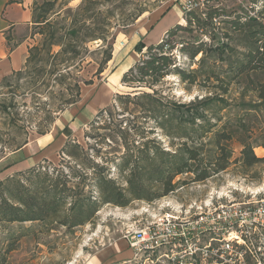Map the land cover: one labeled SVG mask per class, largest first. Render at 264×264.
I'll use <instances>...</instances> for the list:
<instances>
[{
    "label": "rangeland",
    "instance_id": "1",
    "mask_svg": "<svg viewBox=\"0 0 264 264\" xmlns=\"http://www.w3.org/2000/svg\"><path fill=\"white\" fill-rule=\"evenodd\" d=\"M194 1L197 6L193 11L202 18L203 12L211 7L223 10L227 16L237 12L252 14V9L261 8V2L254 5L251 0ZM183 2L184 0H56L52 9L47 12L41 9L35 10L37 21H46L37 23L33 27L26 58L28 63H25L21 75L13 73L0 80V181H4L7 177H14L35 185L37 178L30 176L31 181H27L29 175L25 174V171L39 165V171L47 174L50 180L58 179L61 183H65L68 193L74 194V198L78 196L74 192L80 191L79 194L82 193L83 196L94 199L97 198V192L91 181L94 170L88 167V160H91L98 167L104 166L105 173L116 182L117 186L126 188L127 172L121 173L118 169L119 156L125 151V147L110 138L117 132L116 127L119 124H122L123 128H128L132 136H135L136 132L144 131L140 136L145 137L140 141L137 137L129 146L131 152L135 151L141 142L151 139H155L165 150H176L182 140L164 136L153 121L144 122L146 112L138 105L147 101L132 100L135 95L143 92L150 94L156 92V96L163 98L165 102L172 101L189 106L190 102H194L196 98L201 99L213 95L211 89L182 81L175 73V69H172L169 75L152 87L136 82L125 83L122 79L123 74L119 82L117 81V92L109 95L107 104L96 109L91 118L83 124L80 134L71 135L74 142L81 146L84 154L77 149L75 157H72L70 156L72 148L64 153L60 152L61 146L46 158L39 159L38 163L31 161L32 157L29 154L33 149L34 138L39 135L38 131L42 129L49 130L48 133L54 131L59 125L56 119L62 115L56 112L53 115L57 117L52 125L46 123L47 111H55L62 103L61 88L50 82L55 76L49 81L48 86L42 85L43 83L46 85L48 80L46 72L53 63L61 69L63 68L61 66L68 62L67 70H70L73 79L80 87L79 103L82 100L81 95L91 97L97 89L103 86L107 79L105 76L113 71V64L109 65L108 62L102 64L103 71L100 74L96 73L109 51L107 43L110 42L112 36L114 37L113 57V53L121 45L119 41L130 42L133 37H138L140 29H149L160 15L173 5L180 8L182 19L179 24L185 27L188 18L181 8ZM222 19L229 20L231 17ZM105 23H108L106 28L109 33L106 35L107 43L103 44L101 40L86 37L99 28L104 32ZM73 30L78 31V38L72 43L76 45L77 54L74 56L71 53L68 54L71 59L61 64V60L68 56L59 58L57 61L53 60L52 56L73 39L71 34ZM218 37L220 38L219 35ZM149 39L154 38L151 36ZM171 40L177 44L168 54L173 55L175 66L188 71L198 67L197 60L200 55L190 59L180 51L181 45L178 43L183 41L194 43L201 40L206 44H212L219 39L212 41L199 31L181 30ZM230 43L236 46L237 50V36H234ZM143 52L145 48L141 53L136 52L137 54L133 55L134 60L130 67L144 58L142 57ZM217 65L223 74L227 69L226 61L218 62ZM88 81H92V84L86 85ZM207 86H213V83H207ZM38 88L39 93H35L34 91ZM127 94L130 95L128 101L123 100L121 101L123 103H120L116 99V95ZM100 95L101 90L96 98L97 102L102 101ZM225 100L228 105L220 112L222 122L229 119L233 121L237 116V83L230 85V92ZM88 103L89 100L85 99L81 104L88 105ZM4 106H7L6 113L3 112ZM106 107L109 108L111 114L104 113L99 119H95L97 112ZM151 129L155 132L148 134V130ZM24 142L30 144L31 147L22 151L24 145L21 149L15 150ZM230 146L233 155L230 165L224 171L203 182H191V175H179L173 183L181 184L172 193L152 202L133 200L125 207L100 204L87 222L78 225L74 222L76 212L69 210L71 206V198H69L65 207L55 218L49 215L43 221L0 222V261L6 243L9 242L13 250L6 255L3 264H91L92 260L96 262L92 264H139L124 239L129 232L148 227L169 215L196 218L222 204L237 203L243 208L247 206L257 208L261 205L264 208V163L246 168L237 162L240 152L237 141H233ZM254 153L258 157L264 156L262 148L254 149ZM27 155L30 158H27ZM27 159L31 164L29 167L22 165ZM96 169L98 171V168ZM82 184L85 185L84 190L80 189ZM11 189L15 190L16 186L11 185ZM151 191L159 192L157 188ZM263 220L264 213L257 217L259 224L250 230L244 227L246 222H238V225L242 224L238 231L243 230L244 235L250 234L251 237H255V240H244L243 249L247 252L244 255L246 264H264ZM261 223L263 225H260ZM229 233L227 236L236 235L234 230H230ZM129 259L131 263L128 262Z\"/></svg>",
    "mask_w": 264,
    "mask_h": 264
},
{
    "label": "trees",
    "instance_id": "2",
    "mask_svg": "<svg viewBox=\"0 0 264 264\" xmlns=\"http://www.w3.org/2000/svg\"><path fill=\"white\" fill-rule=\"evenodd\" d=\"M16 1L18 0H10L9 3ZM259 2H261V8L258 10L251 8L252 14L237 12L227 16L223 10L211 7L203 12L202 18L193 10L188 11L185 27L176 24L168 29L163 39L156 44L149 46H145L142 42L136 44L135 51L138 53L145 48V52L142 53L144 58L124 73L123 82H136L152 87L169 75L172 69H175V73L182 81L197 84L213 92L212 96L196 98L194 102H190L189 106L172 101L165 102L163 98L156 96V92L152 94L143 92L132 99L147 101L138 105L146 112L144 122L153 121L164 136L182 140L176 150H165L155 139H151L141 142L137 149L131 152L129 146L137 137H139L138 141L143 139L145 136L140 135H143L144 131L136 132L135 136H132L128 128H123V125L119 124L116 127L117 132L110 138L125 147V151L119 156L118 169L121 173L127 172L126 188L117 186L116 182L105 173L104 166L98 167L97 164L88 160L89 169L94 170L91 181L96 189L97 198H87L82 193L79 194L80 191L74 192L78 195L74 198V194L68 193L65 183H61L58 179L50 180L47 174L39 171L40 166L37 164V167L33 166L34 168L30 167L25 171V174L29 175L27 181H31L30 176L37 178L35 185L14 177H7L4 181H0V222L43 221L49 215L55 218L65 207L69 198H71L69 210L76 212L74 222L78 225L87 222L100 204L125 207L133 200L152 202L172 193L181 184L173 183L179 175H191V182H203L228 168L233 155L230 146L233 141H237L240 146L237 162H240L242 166L247 168L264 163V156L258 157L254 153L256 148L264 150V0H251L254 5ZM55 3L56 0L34 2V23L46 21H37L35 10L41 9L47 12ZM224 17H231V19L223 20ZM107 25L108 23L104 24L105 28L108 27ZM181 30L199 31L212 41L219 39L212 44H206L201 40L194 43L184 41L178 43L181 45L180 51L190 59L200 55L196 69L192 68L188 71L179 69L175 66L173 55L168 54L177 44L171 40L172 37ZM71 34L73 39L52 56L53 60L57 61L70 53L73 56L77 54L76 45L72 43L78 38V31L73 30ZM108 34L107 28L104 32L99 28L86 37L101 40L105 44ZM218 35L225 40H221ZM234 36H237V50L236 46L230 43ZM113 40L112 36L110 42L107 43L109 51L103 63L99 65L97 74L103 71L102 64L112 59ZM69 59H71L70 55L63 58L61 64ZM224 61H226L227 69L222 74L217 63ZM26 62L28 63V59ZM67 64L68 62L59 69L53 63L46 72L48 78L46 85L42 84L48 86L49 81L55 76L50 82L59 86L62 92V103L55 111H47L46 123L50 126L57 117L53 115L54 113H62L68 106L74 105L80 99V87L73 79L70 70H67L69 68ZM63 70L66 71L61 72ZM14 74L21 75L22 71L14 72ZM68 79L70 81H67ZM207 83H213V86H207ZM233 83H237V116L233 121L229 119L222 122L220 112L228 105L225 97L230 92V85ZM89 84H92V81L86 82V85ZM38 90L39 88L34 92L39 93ZM116 99L123 103L121 101L130 100V95H116ZM6 111L7 106H4L3 112L6 113ZM104 113L111 114L108 107L100 109L95 119H99ZM48 131L42 129L38 131V134L44 135ZM66 131L68 129L65 128ZM154 132V129L148 130V134ZM74 141L68 133L60 152L65 153L72 148L70 156L75 157V150L82 151L83 149ZM26 144L24 142L15 150L21 149ZM81 153L84 154L83 151ZM11 185H15L16 189H11ZM84 188L85 185L82 184L80 189L84 190ZM153 188H157L159 192H152ZM12 250V246H9L7 242L1 255V264L5 262L6 255Z\"/></svg>",
    "mask_w": 264,
    "mask_h": 264
},
{
    "label": "built area",
    "instance_id": "3",
    "mask_svg": "<svg viewBox=\"0 0 264 264\" xmlns=\"http://www.w3.org/2000/svg\"><path fill=\"white\" fill-rule=\"evenodd\" d=\"M196 6L194 0H184L181 8L186 13ZM262 213L261 205L243 208L237 203L222 204L196 218L166 216L127 233L124 239L139 264H246L244 240L255 237L238 231L242 227L238 222H246L244 227L250 230L259 224L257 217ZM230 230L236 235L227 236Z\"/></svg>",
    "mask_w": 264,
    "mask_h": 264
},
{
    "label": "crops",
    "instance_id": "4",
    "mask_svg": "<svg viewBox=\"0 0 264 264\" xmlns=\"http://www.w3.org/2000/svg\"><path fill=\"white\" fill-rule=\"evenodd\" d=\"M10 0H0V80L8 77L14 72L24 68L30 40L33 32V27L36 23L33 20V4L43 0H18L9 3ZM182 12L176 5L166 9L155 21L149 29H140L138 37H133L130 42H123V46H118L113 53L109 65L113 64V71L109 73L106 81L100 89H97L91 96H82V100L62 112V115L57 117L59 125L54 131H50L44 135H38L33 140V149L30 150L31 161L37 162L41 158H46L51 155L56 149H59L67 140V134L72 136L80 134L83 124L91 118L97 108H101L109 101V95L117 92V81L132 65L134 60L135 46L138 42H142L145 46L160 42L166 31L176 24L181 23ZM153 36V40H150ZM119 43H122L119 41ZM119 84V83H118ZM101 90V102H97L96 98ZM85 99L89 100L88 105L81 104ZM79 105V106H77ZM81 105V106H80ZM65 128L68 131L65 132ZM27 144L22 148H30ZM35 154V156H32ZM27 158H30L27 155ZM29 159L25 160L22 165L29 167ZM93 263L94 260H92ZM91 262V264H92Z\"/></svg>",
    "mask_w": 264,
    "mask_h": 264
}]
</instances>
